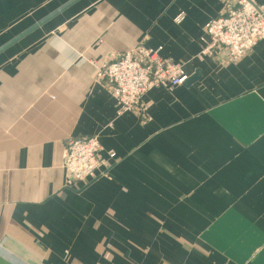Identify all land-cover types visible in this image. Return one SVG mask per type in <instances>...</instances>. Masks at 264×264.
<instances>
[{"label": "crops", "instance_id": "crops-1", "mask_svg": "<svg viewBox=\"0 0 264 264\" xmlns=\"http://www.w3.org/2000/svg\"><path fill=\"white\" fill-rule=\"evenodd\" d=\"M68 1L0 0V47ZM83 1L0 55V264H264V41L198 59L236 0ZM139 46L199 78L117 116L99 69ZM95 136L111 180L67 187Z\"/></svg>", "mask_w": 264, "mask_h": 264}, {"label": "built area", "instance_id": "built-area-1", "mask_svg": "<svg viewBox=\"0 0 264 264\" xmlns=\"http://www.w3.org/2000/svg\"><path fill=\"white\" fill-rule=\"evenodd\" d=\"M185 15L176 22L181 23ZM264 41V11L250 0L225 2L219 16L204 27L199 61L233 63L241 61ZM162 48L139 46L113 57L99 69V79L106 81L116 101L117 116L136 111L145 96L156 88L173 91L187 83L190 76L184 65L161 56ZM99 137H80L69 141L63 154V168L68 174L67 187L86 186L99 179L111 180L116 153L106 157Z\"/></svg>", "mask_w": 264, "mask_h": 264}, {"label": "water", "instance_id": "water-1", "mask_svg": "<svg viewBox=\"0 0 264 264\" xmlns=\"http://www.w3.org/2000/svg\"><path fill=\"white\" fill-rule=\"evenodd\" d=\"M81 1L82 0H70V1H68L66 4L62 5L61 7H59L58 9H56L55 11H53L52 13H50L49 15L44 17L39 22H37L36 24H34L31 27H29L28 29H26L20 35H18L17 37L13 38L9 42H7L3 46H1L0 47V55L3 54L4 52H6L7 50H9L10 48H12L13 46H15L16 44H18L19 42H21L22 40H24L25 38H27L28 36H30L31 34H33L34 32H36L37 30H39L40 28L47 25L49 22H51L52 20H54L55 18H57L58 16H60L61 14H63L64 12H66L67 10H69L70 8H72L73 6H75L76 4H78ZM198 78H199V75L195 74L194 76L189 78V80L187 81L186 84H193L196 81H198Z\"/></svg>", "mask_w": 264, "mask_h": 264}, {"label": "rangeland", "instance_id": "rangeland-1", "mask_svg": "<svg viewBox=\"0 0 264 264\" xmlns=\"http://www.w3.org/2000/svg\"><path fill=\"white\" fill-rule=\"evenodd\" d=\"M89 0H85V1H83L79 6H81L82 7V5L84 4V3H87Z\"/></svg>", "mask_w": 264, "mask_h": 264}]
</instances>
